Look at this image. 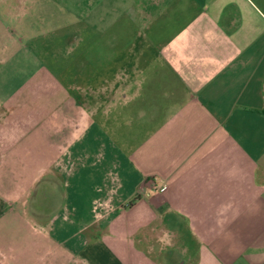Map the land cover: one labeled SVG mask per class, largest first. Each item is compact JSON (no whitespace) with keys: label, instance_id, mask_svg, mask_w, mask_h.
Returning <instances> with one entry per match:
<instances>
[{"label":"crops","instance_id":"0c3cea01","mask_svg":"<svg viewBox=\"0 0 264 264\" xmlns=\"http://www.w3.org/2000/svg\"><path fill=\"white\" fill-rule=\"evenodd\" d=\"M20 3L26 39L0 46V222L18 216L32 264H264V0ZM44 35L84 73L66 79Z\"/></svg>","mask_w":264,"mask_h":264},{"label":"rangeland","instance_id":"374dc122","mask_svg":"<svg viewBox=\"0 0 264 264\" xmlns=\"http://www.w3.org/2000/svg\"><path fill=\"white\" fill-rule=\"evenodd\" d=\"M61 1V0H59ZM256 1V0H255ZM45 17L48 14H59L58 10L53 9L51 6L53 4L50 2L45 1ZM23 8V3H20V0H0V46L5 44L10 46L12 44H15L24 39H26V36L20 35V28L19 25L14 21L13 17H15L16 14H19L21 9ZM12 12V13H11ZM41 13V12H40ZM42 14V13H41ZM29 21V20H27ZM47 22V19L45 18V23ZM6 29H10L7 31ZM4 30L7 31V34H4ZM11 34H10V33ZM68 37V36H67ZM56 36H40L41 42H43V48H51L53 47V43H56L57 45H61L58 49L57 54L55 55L57 59H60L58 61L60 65H67L68 63H73V66L71 67V74L66 79L74 78L72 76H75L76 74H83L84 70L82 66H79L81 61L77 60L75 61L76 55L81 51L78 49H75L74 51L68 50L66 47V44L59 40V38L56 40ZM70 38H74V36H70ZM62 44H64L62 46ZM84 44L81 45V49L83 48ZM38 55V54H37ZM40 60L43 62V64H48V55L42 54L39 52ZM58 56V57H57ZM62 67V66H61ZM62 69V68H61ZM54 83V82H53ZM58 82L53 85H58ZM62 85V83H61ZM3 107V106H2ZM99 117H97L98 119ZM18 216L15 215L13 218H9L10 221L5 222V225H1L0 222V251L3 253L4 250L6 252L9 251V249H14L15 254L23 253L22 256H25L26 264H32L36 261L35 256L36 254H39V256L42 254L41 252L36 251L34 245V240L30 237L29 231L24 228L20 224V220H17ZM8 254V253H7ZM65 261L62 258L59 259H51L46 260L45 264L50 263H59V262Z\"/></svg>","mask_w":264,"mask_h":264}]
</instances>
